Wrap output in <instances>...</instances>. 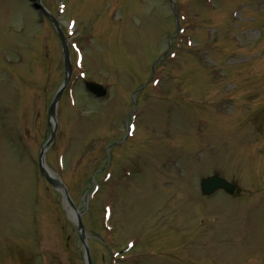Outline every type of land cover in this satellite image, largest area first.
I'll return each instance as SVG.
<instances>
[{
	"label": "rangeland",
	"instance_id": "374dc122",
	"mask_svg": "<svg viewBox=\"0 0 264 264\" xmlns=\"http://www.w3.org/2000/svg\"><path fill=\"white\" fill-rule=\"evenodd\" d=\"M62 2L63 28L77 23L75 68L44 161L85 211L92 264H264V0ZM173 3L180 50L154 66L176 32ZM44 4L56 13V0ZM38 15L0 0V264H85L37 162L64 76L57 33ZM83 80L108 95L94 99ZM214 174L240 193L204 197L199 181Z\"/></svg>",
	"mask_w": 264,
	"mask_h": 264
},
{
	"label": "water",
	"instance_id": "95a60500",
	"mask_svg": "<svg viewBox=\"0 0 264 264\" xmlns=\"http://www.w3.org/2000/svg\"><path fill=\"white\" fill-rule=\"evenodd\" d=\"M35 7H40V5L38 4V0H35ZM61 36V43H63V50L65 52V72H66V75H65V80H64V84L63 86L61 87V89L58 91V93L55 95V97L53 98L52 100V104L49 108V117L52 119V122H54V126L56 125V112H55V108H56V105H57V101L58 99L61 97L62 95V91L65 89V87L67 86V84L69 83V79H70V75H71V65H70V62H69V59H68V52H67V47H66V42L63 38V36L60 34ZM88 90L89 91H92L97 97H101L102 95L105 94V91L102 90L99 86L97 85H94V84H88ZM54 137V133H53V136L51 138V140L48 141V143L41 149V154H40V157H39V162H40V171L44 174L45 178L48 180V182L51 183V185L56 189H61V191H63L64 193V197L66 199V201H68L70 207H71V210L74 211L75 213V216H76V230L79 231V235H80V239H81V242H82V245L85 249V259H86V264H91V259H89V250L87 249V245H86V239L85 238V232H84V229L82 227V223H81V220H80V214L77 212V210H75L74 206H73V203L72 201L69 199L68 197V192L65 190L64 186L61 184L60 181L58 180H54L48 172H46L45 170V167H44V162H43V156H44V150L47 146H49L51 144V141ZM201 191H202V194H211L213 193L216 189H223L224 191L226 190V192H229L230 194L233 193L234 191V187L227 184V183H219L217 181L216 178H208V179H204L201 181Z\"/></svg>",
	"mask_w": 264,
	"mask_h": 264
}]
</instances>
